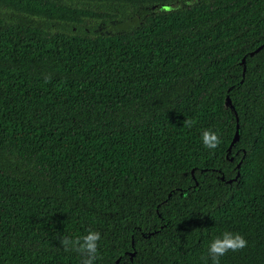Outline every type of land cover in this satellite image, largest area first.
Segmentation results:
<instances>
[{
	"label": "trees",
	"instance_id": "trees-1",
	"mask_svg": "<svg viewBox=\"0 0 264 264\" xmlns=\"http://www.w3.org/2000/svg\"><path fill=\"white\" fill-rule=\"evenodd\" d=\"M224 231L264 264V0H0V264H212Z\"/></svg>",
	"mask_w": 264,
	"mask_h": 264
},
{
	"label": "clouds",
	"instance_id": "clouds-1",
	"mask_svg": "<svg viewBox=\"0 0 264 264\" xmlns=\"http://www.w3.org/2000/svg\"><path fill=\"white\" fill-rule=\"evenodd\" d=\"M201 142L207 149H214L219 143V137L215 131L204 130L201 133ZM101 239L100 233L89 230L87 234L78 237H64L62 244L65 247L93 256L97 250V242ZM245 238L231 231H224L219 236L214 237L208 245V254L212 264H219V258L224 256L229 250L236 251L246 246ZM85 264H91L86 261Z\"/></svg>",
	"mask_w": 264,
	"mask_h": 264
},
{
	"label": "water",
	"instance_id": "water-1",
	"mask_svg": "<svg viewBox=\"0 0 264 264\" xmlns=\"http://www.w3.org/2000/svg\"><path fill=\"white\" fill-rule=\"evenodd\" d=\"M133 23H134V21H128V22H126V23L124 24V26H125V27H129V26L132 25ZM262 48H263V46L260 47L259 49H257L256 51L252 52V53H251V56H254V55H255L257 52H259ZM242 64H243V65L246 64V59H245V58L242 60ZM245 71H246V68H245ZM227 101H228V106H229V107H233V106H232L231 99L228 98ZM238 140H239V133H237L236 138H235V140H234V143L237 142ZM241 164H242V162L239 163V165H238V169L241 168ZM235 180H237V179H235Z\"/></svg>",
	"mask_w": 264,
	"mask_h": 264
}]
</instances>
